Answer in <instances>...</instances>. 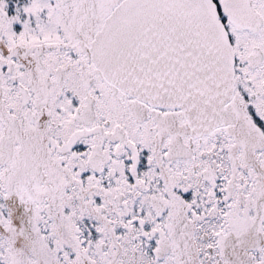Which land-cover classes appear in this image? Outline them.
<instances>
[{"label": "snow or ice", "instance_id": "obj_1", "mask_svg": "<svg viewBox=\"0 0 264 264\" xmlns=\"http://www.w3.org/2000/svg\"><path fill=\"white\" fill-rule=\"evenodd\" d=\"M0 264H264V0H0Z\"/></svg>", "mask_w": 264, "mask_h": 264}]
</instances>
